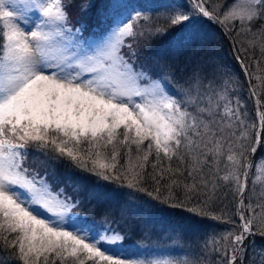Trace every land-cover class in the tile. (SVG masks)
<instances>
[{"label":"snow or ice","instance_id":"1","mask_svg":"<svg viewBox=\"0 0 264 264\" xmlns=\"http://www.w3.org/2000/svg\"><path fill=\"white\" fill-rule=\"evenodd\" d=\"M206 2L200 0L196 5L198 13L221 24L239 20L242 27L250 31L253 21L264 18V0H233L223 17L219 9L208 10ZM68 7L70 0H26L15 4L11 0H0V236L6 248L15 249L13 257L23 264H86V260H94L96 264H144L112 251L124 240L119 232L101 236L94 225L82 226L87 225L86 219L77 224L75 221L80 218L73 215L72 209L79 201L73 202L64 196L63 189L53 191L35 172L30 174L24 167L27 149L34 145L46 163L68 162L81 172L97 177L98 181L119 182L121 187L135 188L160 204H169L168 199L161 198L159 187L153 192L139 186L144 164L140 165L141 171L134 172L129 179L123 173L114 172L115 164L100 162L106 158L102 150L112 145L111 158L116 160L117 141L128 148L129 154L131 145L135 144L139 152L147 141L145 162L153 148L157 161L161 160V153L168 161L175 157L181 163L185 156L190 157L193 164L187 175L194 179L193 172H202L209 154L218 163L216 158L222 156V146L227 143L230 153L227 159L235 168L223 179L235 180L236 190L242 197L245 185L240 182L239 169L249 167L250 162L243 152L237 156L232 150L228 136L223 135L224 127L213 126L220 102H223L222 115L242 125L240 106L230 107V82L221 83L217 78L221 69L209 75L199 66L192 68L182 83L178 82L175 93L169 91L162 77L153 78L143 70L138 71L121 53V48L125 46V38L137 37L135 21L150 20L142 12L133 10L126 22L122 21L94 46L82 47L68 27ZM24 10H30L36 17L30 28L22 23ZM166 19L173 27H183L192 16L171 10ZM260 31L264 33V26ZM140 34L152 39L166 35L167 29H147ZM192 38L189 35L183 39ZM205 100L207 105L201 106ZM259 116L264 131V113ZM231 126V123L227 125ZM217 133H220L219 139ZM240 138L247 140L248 136L242 133ZM259 142L258 137L257 144ZM213 143L215 150L208 147ZM82 145L87 148L82 149ZM181 148L185 149L184 154H180ZM255 150L253 147L252 152ZM152 167L155 169L157 164L153 163ZM168 172H172L170 165ZM121 175L126 184L121 181ZM160 179H164L162 165ZM156 183L159 185L160 181ZM172 185L180 186L176 180H172ZM203 185V194L211 201L216 185L209 186L207 180H203ZM96 187L103 189L104 185L97 183ZM183 187L185 200L191 201L190 194L197 191V184ZM75 190H79V184L75 185ZM100 194L94 192L93 196ZM144 203L149 209L157 207L148 201ZM173 206L186 207L183 201ZM248 208L252 215L245 218L241 213L240 233L234 236L228 233L224 237L226 241L232 237L230 251L233 255L228 264H234L237 253L243 264L244 241L255 235L253 228L260 214L251 204ZM187 210L205 214L199 206ZM260 228V235L264 237V221ZM102 244L109 247L101 248ZM150 264L171 262L151 261ZM251 264H255V260Z\"/></svg>","mask_w":264,"mask_h":264},{"label":"trees","instance_id":"2","mask_svg":"<svg viewBox=\"0 0 264 264\" xmlns=\"http://www.w3.org/2000/svg\"><path fill=\"white\" fill-rule=\"evenodd\" d=\"M185 1L170 0L169 2L173 6L177 5V7L185 9L187 8L184 4ZM231 2L232 0H225L220 9ZM85 5L90 6L84 7ZM109 6L110 0H70L67 12L73 18L74 24H82L86 32L93 33L100 28V16L109 10ZM205 7L211 11L216 6L212 0H207ZM140 12L150 17V20L135 21L134 30L138 33L137 37H128V43L121 48L122 54L138 71L143 70L153 78L162 77L168 84L169 91L173 93L178 90V82L182 83L183 78L188 75L191 69L198 66L209 75L213 70L221 69L222 72L217 73L218 80L221 83L223 80H229L230 107L236 109L239 104V113L243 124L241 125L230 116H223V102H220L214 117L216 123L213 126L225 128L223 135L228 136L233 146L232 150L237 156L243 152L244 157L248 159L251 149L253 147L256 149L247 170V185L242 197L236 190L235 180L226 181L223 179L230 170L235 168V165L227 159L230 154L227 143L222 146V156L216 158L218 163L214 162L213 155L209 154L206 157L208 163L202 166V172H193L194 179L187 175L193 164V159L190 157L185 156L184 162L181 163L175 157L168 161L161 153V160L157 161L153 148L152 154L145 162L143 156L147 148V141L139 152L135 144L131 145L130 154L128 148L121 146L117 141L115 150L119 155L116 160L111 158L114 150L112 145H109L106 150H102L105 152L106 158L101 159L100 162L115 164L114 172L116 174L123 173L129 179L132 178L134 172H140V165L144 164L143 180L139 186L153 192L159 187L161 198L168 199L169 204H160L158 201L152 200L146 192L137 191L135 188L121 187L119 182L98 181L97 177L81 172L71 163H46L45 157L34 145H30L27 149L28 156L24 163L38 177L46 179L52 190L63 189L73 202L79 201V204L72 210L74 216H77V211L81 216L85 215L86 217L92 213L89 216L92 222L95 224L105 223L103 227L108 225L114 227L116 231L124 235L126 243L131 242L128 240V237H131L140 246L146 244L149 247L148 253L152 254L153 251H158L157 248L166 249L165 253L161 254V251L160 254L162 257H166L171 264H228L233 255L230 251L232 237H229L227 241L224 237L228 233H232L233 236L240 233L239 210L245 218L252 215L248 208L249 204L259 214L264 210V192H262L264 189L261 192L257 189L251 191L252 187H256V185H263L262 188H264V179L256 180L255 178L256 165L264 158V131L260 130L259 135H256V127H254L257 124L256 109L260 113H264V51H262L264 33L260 31L261 26H264V18L253 21L247 35L241 31V22L233 20L223 24L227 30L219 23L207 25L208 30L198 37L193 34L192 26L189 23L183 27H173L170 20L166 19L168 15L166 9L162 10L160 7L144 4ZM195 16L201 18L198 14ZM156 28L167 29V34L152 39L140 34L143 29L154 30ZM207 32L212 35L208 36ZM253 32L255 34H252ZM189 35L193 37L190 41L183 39ZM132 52L136 54L131 55ZM170 72L175 75H170ZM207 103L208 101L205 100L201 106H205ZM229 123L232 125L230 128L227 127ZM232 132L235 133L234 136L231 135ZM242 133L247 134V140L240 138ZM219 137L220 133H217V139ZM258 137L259 144H257ZM208 147L215 150V143L209 144ZM86 148L87 145H82V149ZM184 153L185 149L181 148L180 154ZM201 159L203 160L205 157L202 155ZM153 163L157 164L155 169L152 167ZM133 165H135L134 168ZM161 165L163 166V180L160 179ZM169 165L172 169L171 173L168 172ZM91 166V161H89V167ZM177 169L179 172L176 171ZM244 170L245 168L239 169L241 183L244 181ZM32 172L29 171L30 174ZM157 180L160 181L159 185L156 183ZM172 180H176L180 186L172 185ZM203 180H207L209 186L212 183L216 185L215 197L211 201H208L203 194ZM121 181L127 183L123 175H121ZM97 183L104 185V188H97ZM193 183L197 184V191L190 194L191 201L185 200L183 185ZM77 184H79V190H75ZM170 187L171 191H169ZM125 189L129 190L132 195L147 199L157 207L146 212L140 210L139 218H134V214H132L134 212L128 206V200L133 196L124 195L122 190ZM94 192L101 194L93 196ZM88 195L91 197L90 200ZM248 195H259V197L252 199ZM241 199L243 206H241ZM182 201L186 207L173 206L179 205ZM197 206L205 214L198 215L187 210ZM159 211L167 212L165 215L170 218L161 217L162 219H160ZM214 216L218 218H213ZM262 221H264V213L258 216L254 224L255 235L249 236L244 241L243 264H251L253 260H255V264H261L264 259V237L260 235ZM166 234L170 235L171 246L165 242H163V246H160L159 238ZM14 237L15 234H12L11 238ZM14 252L15 249L4 246L3 238L0 236V264H23L22 261L13 257ZM86 264H96V261L86 260ZM99 264H106V262H99ZM234 264H241L239 253H237Z\"/></svg>","mask_w":264,"mask_h":264},{"label":"rangeland","instance_id":"3","mask_svg":"<svg viewBox=\"0 0 264 264\" xmlns=\"http://www.w3.org/2000/svg\"><path fill=\"white\" fill-rule=\"evenodd\" d=\"M169 1L170 0H110V7H109V10H108V14L107 15L105 14V15L102 16V18H101L102 21H101V25H100L101 28H106V29L104 31H102L101 33L98 32L97 36H89L87 38L78 37V38H76V41L82 47H87L89 45H93L94 46L97 42H99L103 37H105L106 34L111 32L122 21L126 22L127 19H128V14L129 13H133V10H137L138 8L136 7V5H138L139 3L142 4V5L151 4V5L160 7V9H162V10L166 9L168 11V13L171 12V10H181L183 12L191 14L192 19L189 22H187V23H189L192 26L193 34L198 35V37L202 36L204 34V31L206 32L208 30L207 25L218 24L219 23V22H214L212 20H208L207 18L203 17L202 15H200L198 13L196 5L200 2V0H186L185 1L186 3H184V4H185V6L187 8H185V9L184 8H179V7H177V5L173 6V5H171L172 3L169 2ZM212 1H213V3L216 6L215 9H219L220 10L219 11V15L221 17H223L224 13L228 10V7L233 3V0H232V2L227 4L226 6H224L223 9H220V6L223 4V2L225 0H212ZM11 2L13 4H15V3H24V2H26V0H11ZM196 14H198L201 18L196 17L195 16ZM34 21H36V17L32 14V12L30 10H24L23 11V15H22V23L24 24V26L30 28ZM219 24L221 25V23H219ZM222 26H223V28L226 29L225 25L222 24ZM68 27L71 28L69 22H68ZM240 27L242 28L241 31L243 33H246L244 35H247L248 30H246V26L242 27V25H240ZM207 34H209L208 36L212 35V33H209V32H207ZM252 34H255V33L253 32ZM126 43H128L127 38H125V44ZM259 114H260V112L258 111V109H256V117H257V124H255L256 135H259V131L261 130V121H260ZM251 159H252V156H250L249 160H251ZM263 161H264V158H263ZM261 162L262 161L258 162V164L256 165V168H255V178H256V180H258L260 178L264 179V164H262ZM249 165H250V163H249ZM24 167H27V165L25 163H24ZM247 170H248V167L245 168L244 175H245V172L247 173ZM38 178H40V177H38ZM246 179H247V177H246ZM246 179H245V176H244V181L242 182V184H244L245 187L247 185ZM262 187H263V185H256V187H252L251 191H255L257 189L259 192H261L264 189ZM53 191H55V190H53ZM122 191H123L124 195H129V196L132 195V193L129 190H127V189L122 190ZM124 191H128V192H124ZM262 192H264V191H262ZM64 196L67 197L65 192H64ZM132 196L133 197H130L129 200H128V206H129V209L134 212V213H132V214H134V218L138 219L139 216H140L139 215L140 214V210H143L145 212L147 210H149L148 206L144 203L145 201H148V200L147 199H143L142 197H140L138 195H132ZM248 196H250V198H252V199L253 198L257 199L259 197V195H248ZM88 198H89V200L91 199V197L89 195H88ZM86 210H88V208H86ZM166 213L163 212V211H159L160 215H158V217L160 219H162V218L169 219L170 217L166 216L165 215ZM263 213H264V210H262L260 212V215L263 214ZM239 214L241 216L240 210H239ZM42 215H46V213H42ZM90 215H92V213H89L88 217H86L85 215L81 216L80 213L77 211V216L80 219L76 220L75 222L77 224H82V221H84L86 219L88 225H83L82 224V226L87 227L89 225H94L95 229L99 231L101 236H105V235L106 236H111L114 231L118 232V231H116L114 229V227H110L109 225L103 227V225L105 223L101 224L99 222L98 224H95L89 218ZM241 223H242V221H241ZM167 225L168 224L166 223V226ZM167 231H169V230L167 229ZM120 235L124 236L123 234H120ZM128 240L131 241V242L126 243L123 240L122 243L119 245V247L118 248H113L112 251L116 252L117 255L125 256V257L129 258L130 260L143 261L144 264H150L151 261H168L166 257H162L161 256L162 253H165L164 251H166V249L157 248L158 251H153V254H152L151 252L148 253L149 247H147L146 244H142L140 246V245H138V243L134 242L131 237L130 238L128 237ZM163 242H165L168 246H171V244L169 243V242H171L169 234H166L165 236L163 235V236H161L159 238L160 246H163V244H164ZM173 244H174V242L172 243V245ZM108 247H109V245H107V244H102L101 245V248H108ZM160 252H161V254H160ZM261 257H263V256H261Z\"/></svg>","mask_w":264,"mask_h":264}]
</instances>
